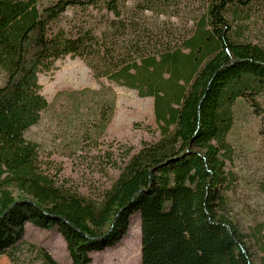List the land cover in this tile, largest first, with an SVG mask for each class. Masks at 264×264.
<instances>
[{
	"label": "trees",
	"instance_id": "1",
	"mask_svg": "<svg viewBox=\"0 0 264 264\" xmlns=\"http://www.w3.org/2000/svg\"><path fill=\"white\" fill-rule=\"evenodd\" d=\"M252 1L205 0L190 36L156 48L158 33L124 45L134 22L125 20L119 0H0V256L17 264L26 252V264H63L44 246L23 248L30 223L57 229L69 264H93L91 253L120 242L139 211L141 264H264V223L242 230L228 196L236 180L227 170L234 105L243 98L257 114L263 109L264 46L233 36L236 8ZM98 5L115 15L111 32L54 28L68 8ZM68 55L82 58L99 81L153 97L159 130L137 150L108 151L116 177L87 191L26 137L50 106L39 74ZM67 95L70 113L80 118L87 111L94 121L89 133L101 137L114 117L113 89L102 83ZM132 250L129 244L126 252ZM110 257L105 264H135Z\"/></svg>",
	"mask_w": 264,
	"mask_h": 264
},
{
	"label": "rangeland",
	"instance_id": "2",
	"mask_svg": "<svg viewBox=\"0 0 264 264\" xmlns=\"http://www.w3.org/2000/svg\"><path fill=\"white\" fill-rule=\"evenodd\" d=\"M38 1L47 4L52 0ZM119 4L125 20L134 22L122 36L126 42L124 45L137 37L154 40L158 33L161 43L156 48L179 45L194 32L206 10L205 0H119ZM144 5L149 8L144 9ZM114 18L115 15L104 5L68 8L54 28L76 34L83 27L93 26L97 32L105 30L108 33L111 32L108 26L112 25ZM233 36L240 41L264 46V0H253L247 6L236 8ZM39 80L50 106L42 112L40 122L26 132V137L38 142L43 158H51L62 165V175L84 191L107 185L116 177L118 171L109 166L108 151L117 156L123 146L137 150L143 141L159 138L154 98L140 97L136 90L110 83L105 78L97 80L93 70L79 56L58 59L50 71L39 74ZM3 82L4 74L0 70V85ZM102 83L113 89L116 103L111 123L97 138L89 133L94 121L87 111L82 112L80 118L70 113L72 98L67 93L84 88L98 89ZM258 98L263 108L261 115L254 112L243 98L237 100L234 125L228 135L234 154L227 163V170L236 176L228 191L232 218L246 232H252L254 226L264 223V193L261 190L264 181V92ZM139 216V211L132 215L128 232L120 242L91 253L93 264H105L110 255V258L125 261L132 257L135 264H141ZM28 244L46 247L63 264L70 262L65 241L56 228L46 230L27 223L23 248L26 249ZM129 244L133 250L127 253ZM28 257L26 252L21 253L17 264H26ZM0 264L11 262L4 255L0 256Z\"/></svg>",
	"mask_w": 264,
	"mask_h": 264
},
{
	"label": "crops",
	"instance_id": "3",
	"mask_svg": "<svg viewBox=\"0 0 264 264\" xmlns=\"http://www.w3.org/2000/svg\"><path fill=\"white\" fill-rule=\"evenodd\" d=\"M1 256H4V255H1Z\"/></svg>",
	"mask_w": 264,
	"mask_h": 264
}]
</instances>
